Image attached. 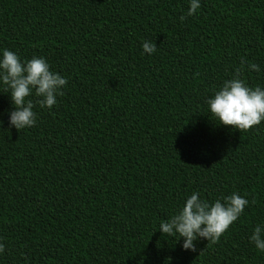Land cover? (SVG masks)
<instances>
[{"label":"trees","instance_id":"trees-1","mask_svg":"<svg viewBox=\"0 0 264 264\" xmlns=\"http://www.w3.org/2000/svg\"><path fill=\"white\" fill-rule=\"evenodd\" d=\"M0 264H264V0H0Z\"/></svg>","mask_w":264,"mask_h":264}]
</instances>
